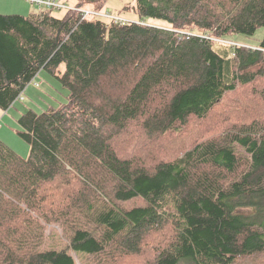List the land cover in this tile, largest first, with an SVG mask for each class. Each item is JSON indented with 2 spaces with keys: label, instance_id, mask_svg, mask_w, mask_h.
<instances>
[{
  "label": "trees",
  "instance_id": "trees-1",
  "mask_svg": "<svg viewBox=\"0 0 264 264\" xmlns=\"http://www.w3.org/2000/svg\"><path fill=\"white\" fill-rule=\"evenodd\" d=\"M106 2L77 0L64 18L52 9L66 3L0 13V109L42 69L68 89L59 106L18 117L28 157L0 138V264H77L69 249L96 264H264V115L153 164L148 145L116 148L135 126L167 152L190 119L257 88L264 37L257 47L225 37L264 27V0H135L139 21L85 16ZM136 197L144 205L122 204ZM57 223L68 248L42 249Z\"/></svg>",
  "mask_w": 264,
  "mask_h": 264
},
{
  "label": "rangeland",
  "instance_id": "rangeland-1",
  "mask_svg": "<svg viewBox=\"0 0 264 264\" xmlns=\"http://www.w3.org/2000/svg\"><path fill=\"white\" fill-rule=\"evenodd\" d=\"M56 1L59 4L66 3L65 7L52 9L53 14L59 18H64L68 13V9L77 4V0ZM32 4L37 7L35 8V11L42 7L37 3ZM134 4L135 0H107L103 11L112 12L113 14L119 15L127 20L139 21L140 16L131 9ZM8 6L13 9H8L7 13L2 14L24 15L23 12L16 9L21 7V3L15 2L9 4ZM102 19L108 23L111 22V19L104 17H102ZM144 23L160 27L168 26L167 21L150 17H146ZM263 37L264 27L259 28L254 36L237 33L225 38L228 42L234 44L257 47ZM35 82L40 83V86H36ZM67 95L68 89L61 85L55 76H52L46 70L42 69L22 92L23 99L16 100L8 110L0 109V138L21 156L28 157L31 147L30 144H28V142L20 135L19 129H21V125L18 121V117L29 109L41 112L49 106H59L61 103L67 101ZM233 111L234 114L231 117V121L225 124L224 119L228 118ZM263 115L264 80L258 84L257 88H255V85L239 87L235 92L228 94L223 102L219 104L206 118L190 119L183 128L185 138H183L180 143L176 142L170 145L167 152L162 148L163 146L157 144L155 140H146V134L141 130H136L135 126L131 127L132 133L126 134L123 132L116 137V148H118L125 155H131L135 149L138 151L146 150V145H148V147L152 148L153 151L147 155L144 160L147 164H153L157 162L158 159L170 158L171 156L177 154V148L181 144H192L194 141L197 142L211 135L219 134L222 130L229 126L235 125L236 127H239L241 124L251 122ZM144 203L145 202L141 197L132 198L122 202V204L127 208L144 205ZM243 212H249V210L244 209ZM69 241V237L60 224H48L45 229V242L41 248L65 249L68 248ZM69 251L74 256L77 264H96V261L88 257L85 253L76 252L72 249H69ZM150 259L151 255H147L141 257L139 262L147 263L150 262ZM131 262L132 260H130L128 264Z\"/></svg>",
  "mask_w": 264,
  "mask_h": 264
},
{
  "label": "built area",
  "instance_id": "built-area-1",
  "mask_svg": "<svg viewBox=\"0 0 264 264\" xmlns=\"http://www.w3.org/2000/svg\"><path fill=\"white\" fill-rule=\"evenodd\" d=\"M29 1L34 2V3H38L39 5L61 6V4H59L55 0H29ZM84 12H85V16H87L88 14H92L95 16L106 17V18H109V19L116 21L117 23H126V21H127V19H125L121 16H118V15H115L112 12H108V11L104 12V11H94V10L86 9V10H84Z\"/></svg>",
  "mask_w": 264,
  "mask_h": 264
},
{
  "label": "crops",
  "instance_id": "crops-1",
  "mask_svg": "<svg viewBox=\"0 0 264 264\" xmlns=\"http://www.w3.org/2000/svg\"><path fill=\"white\" fill-rule=\"evenodd\" d=\"M29 0H0V13H7L8 9H13L10 8L8 5L19 2L21 3V7L16 8L17 10H20V12H23L24 15L31 14L35 12V8H37L34 4V2H28ZM6 8V11H5ZM12 13V12H9Z\"/></svg>",
  "mask_w": 264,
  "mask_h": 264
}]
</instances>
